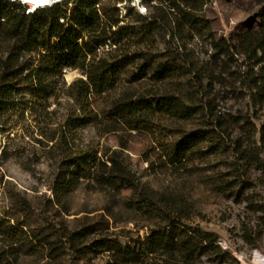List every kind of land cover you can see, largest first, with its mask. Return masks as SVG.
Here are the masks:
<instances>
[{"label": "rangeland", "instance_id": "374dc122", "mask_svg": "<svg viewBox=\"0 0 264 264\" xmlns=\"http://www.w3.org/2000/svg\"><path fill=\"white\" fill-rule=\"evenodd\" d=\"M177 1L180 11L166 2L163 7L172 14L161 19L158 31L143 35V20H153L160 0H142L144 14L133 0L91 3L101 10L114 5L118 25L132 26L131 52H146L178 65V73L163 81L149 77L133 81L136 67H129L115 87L91 95L82 105L66 88L83 75L67 67L52 95L17 96L18 109L0 118V219L21 227L29 240L51 242L46 247L33 240L35 250H19L12 264H126L112 252L89 246L100 238L132 244L150 234L159 213L176 217L180 211L181 228L214 233L223 251L216 258L207 250L196 264H264V147L260 142L264 99L262 87H254L263 78L240 47L226 53L211 46L212 39L234 44L243 34L255 36L262 26L264 2L202 0L201 11L189 20L187 6ZM76 4L66 3L68 16ZM194 18L199 19L196 28L189 23ZM115 46L107 39L98 53L104 56ZM125 92L143 95L152 105L154 114L145 115L147 124L141 128L130 129L111 111L113 101ZM163 96L178 103L175 110L160 109L154 98ZM86 115L93 117L89 124L74 129L71 122L67 125L69 117ZM63 132L67 140H62ZM192 132L205 139L185 159L171 162L175 143ZM86 151L109 165L108 159L116 154L136 180V189L104 188L84 179L58 204L52 185L61 162ZM164 197L171 198V208ZM140 201L147 206H139ZM75 231L87 236L73 243L69 238ZM78 245H86L84 252L75 250ZM161 260L149 255L137 264H161Z\"/></svg>", "mask_w": 264, "mask_h": 264}, {"label": "trees", "instance_id": "16d2710c", "mask_svg": "<svg viewBox=\"0 0 264 264\" xmlns=\"http://www.w3.org/2000/svg\"><path fill=\"white\" fill-rule=\"evenodd\" d=\"M76 1V7L68 16L66 4H57L27 15L22 12L18 4L0 0V118L18 109L17 96L29 93L37 99L52 95L54 86L60 80L63 81V70L67 67L80 70L84 77L72 81L66 88L67 94L80 101L82 105L91 95H100L115 87L122 73L129 67H136V72L131 74L133 81H139L143 77L163 81L173 72L178 73L180 70L178 65L175 67L168 61L157 60L154 56L146 55V52H131L130 41L135 33L131 31L130 24L118 25L120 19L118 9L114 5L109 3L101 10L93 6L91 0ZM160 1L162 5L155 6L156 11L151 16L153 20L149 23H146V19L143 20L142 26L145 27H142L144 31L140 30L142 35L147 30L158 31L161 19L164 20L165 15L172 14L169 9L163 7L166 2L174 11H180L177 0ZM180 2L187 6L185 9L188 10L189 20L197 16L203 3L202 0H180ZM181 10L185 12L184 9ZM61 19L65 22L62 23ZM198 21V18H194L189 23L196 28ZM200 22L198 27L201 29L203 19ZM178 28H181L179 24ZM107 39H112L116 46L101 56L98 48ZM237 41L239 43L228 44L224 40L216 42L212 39L211 46L214 50L224 48L226 53L230 52L231 48L240 47V52L253 59L263 78L259 84V80L255 81L254 87H262L260 91L264 99V8L261 29L255 32V36L246 33L239 36ZM35 61L37 64L33 65ZM154 100L166 113H170L178 106L170 96L155 97ZM149 104L143 95L136 96L125 92L113 101L111 111L114 116L122 118L130 129H136L141 128L142 124H147L145 115L149 111L154 114L152 105ZM92 120L91 115L71 116L67 125L71 122L74 129L89 124ZM67 138L63 132L62 140ZM203 139H205L204 135L198 132H192L179 139L175 143V155L170 159L171 162L185 159L188 152ZM260 142L264 147V123L260 128ZM115 155L108 159L110 165L90 151L68 155L63 159L52 185L58 204H63L65 198L84 179L94 181L104 188L136 189V180ZM145 198L147 197L143 199ZM164 200L165 205L171 208L170 206L173 205L171 198L164 197ZM140 205L146 204L142 202ZM180 212L176 217H171L170 213L166 212L159 213V222L150 230V234L132 244L121 245L119 242L113 243L108 239L100 238L94 240L89 247L94 246L112 252L126 264L140 263L149 255L162 258L161 264H196V260L207 250L212 251L216 258H220L223 251L216 243L217 236L201 228L189 227L188 230L181 228ZM85 236L87 232L75 231L72 232L69 240L75 243ZM33 240H38L46 247L47 244H51L40 239L29 240L21 227L0 219V263L16 262L20 254L19 250H35L36 245ZM85 246L78 245L75 250L84 252Z\"/></svg>", "mask_w": 264, "mask_h": 264}, {"label": "built area", "instance_id": "2783aa9c", "mask_svg": "<svg viewBox=\"0 0 264 264\" xmlns=\"http://www.w3.org/2000/svg\"><path fill=\"white\" fill-rule=\"evenodd\" d=\"M7 1L18 4L19 6H21L22 12L24 14L29 15L41 9L53 7L54 5L57 4L71 3L76 0H27V2H22V0H7ZM133 1H137L136 5L138 7L139 12L141 14H144V12H146V7L145 6L141 7L140 3L142 2V0H133ZM61 22L64 23L65 20L61 19Z\"/></svg>", "mask_w": 264, "mask_h": 264}, {"label": "clouds", "instance_id": "9594fccd", "mask_svg": "<svg viewBox=\"0 0 264 264\" xmlns=\"http://www.w3.org/2000/svg\"><path fill=\"white\" fill-rule=\"evenodd\" d=\"M22 2H27V0H22Z\"/></svg>", "mask_w": 264, "mask_h": 264}]
</instances>
